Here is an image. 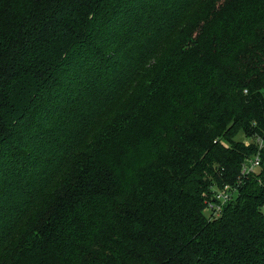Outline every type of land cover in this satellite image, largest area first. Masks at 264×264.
<instances>
[{"label":"trees","instance_id":"trees-1","mask_svg":"<svg viewBox=\"0 0 264 264\" xmlns=\"http://www.w3.org/2000/svg\"><path fill=\"white\" fill-rule=\"evenodd\" d=\"M0 264H264V0H0Z\"/></svg>","mask_w":264,"mask_h":264},{"label":"built area","instance_id":"built-area-1","mask_svg":"<svg viewBox=\"0 0 264 264\" xmlns=\"http://www.w3.org/2000/svg\"><path fill=\"white\" fill-rule=\"evenodd\" d=\"M258 141L260 144L261 140L258 139ZM259 160H260V158H259L258 152L256 154H254L252 157L246 159V161L242 164L241 174L245 176L249 172H251L254 168H256L258 166ZM235 190H236V185L225 184L221 187H217L214 190V192H215L214 195H215V198L218 199L220 202L219 203L210 202V203H208V208L209 209H219L220 205L222 203H224L230 199V197L235 192Z\"/></svg>","mask_w":264,"mask_h":264},{"label":"rangeland","instance_id":"rangeland-1","mask_svg":"<svg viewBox=\"0 0 264 264\" xmlns=\"http://www.w3.org/2000/svg\"><path fill=\"white\" fill-rule=\"evenodd\" d=\"M243 139H244V138H243ZM244 140L247 141L248 138H245ZM215 185H216V184H215ZM215 185H214V186H211V189L215 190V189L217 188ZM206 215H208V211H206Z\"/></svg>","mask_w":264,"mask_h":264}]
</instances>
